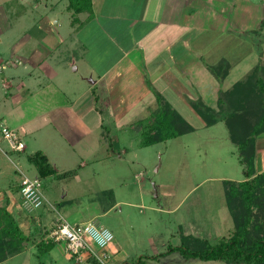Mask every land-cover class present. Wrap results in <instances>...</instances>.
<instances>
[{
	"label": "rangeland",
	"instance_id": "1",
	"mask_svg": "<svg viewBox=\"0 0 264 264\" xmlns=\"http://www.w3.org/2000/svg\"><path fill=\"white\" fill-rule=\"evenodd\" d=\"M189 1L192 16L199 8L203 20L220 19L232 30L212 34L216 44L226 38L217 49L212 46V61H232L239 80L256 65H264V0ZM69 2L0 0V115L23 114L22 119L33 115L43 102L50 103L46 99L52 89L57 90L56 102L67 101L64 90L68 81L77 84L79 80L81 84L80 76L91 64L99 71L115 58L116 49L109 48L97 31L90 30V20L77 24L79 11L70 8ZM250 4L256 7L250 8ZM187 20L185 16L182 22ZM38 28L55 38L63 36L58 50L51 52L50 46L45 47V33L41 37L35 34ZM35 48L41 49L46 61L59 71L55 80L50 81L44 74L40 77L37 69L28 74L30 65L24 56ZM74 59L78 60L79 70H74L76 64H70ZM23 81L32 87L33 95L17 93L15 87ZM86 83L77 88L78 92ZM100 101L96 102L99 108ZM183 111L195 130L149 145L143 144L141 123L145 121L140 118L144 114L113 121L103 113L104 124L97 130L95 149L80 155L78 150L70 155L71 150H66L69 145L52 137L50 127L37 135L14 128L28 144L27 152L19 154L10 150L0 129V204L16 215L24 234L36 242L48 239L61 218L71 223L90 220L107 227L114 234L110 246L113 258L108 264H136L141 255L149 256L144 264H228L188 258L179 251L152 257L180 244L183 234L207 238L212 244L221 237L228 238L234 224L223 180L245 179L244 165L224 121L206 126L195 112L190 115ZM263 145L264 139L259 146ZM38 150L48 156L55 174L41 176L27 160V154ZM68 170L72 172L66 177L59 175ZM263 170L264 159L259 158L255 171ZM23 175L42 180L49 204L32 209L24 203L20 192ZM21 245L24 250L2 264H100L88 255L76 258L65 250V241L57 242L48 252L39 251L31 241Z\"/></svg>",
	"mask_w": 264,
	"mask_h": 264
},
{
	"label": "crops",
	"instance_id": "2",
	"mask_svg": "<svg viewBox=\"0 0 264 264\" xmlns=\"http://www.w3.org/2000/svg\"><path fill=\"white\" fill-rule=\"evenodd\" d=\"M77 1L86 4H81L83 9L79 11L81 15L76 16L77 24L90 20L87 23L91 25L90 30L103 36L109 48L116 49L115 58L99 71L91 64L81 74V84L79 80L77 84L68 81L64 90L68 94L67 101L56 102L57 90L52 89L46 99L50 103L43 102L33 115L22 119L23 114H1L0 129L24 128L27 134L37 135L50 127L53 131L50 135L54 133L52 137L56 136L69 145L64 147L71 150L70 155L75 150L79 151V155L87 150L91 153L95 149L97 130L104 124L103 113H107V118L113 121L128 119L136 113L144 114L140 118L144 120L157 106L156 91L189 120L183 110L190 115L192 111L199 115L191 105L192 100L202 99L216 105L220 92L232 88L241 78L235 76L233 68L236 67L232 61L225 59L224 62L223 58L211 60L212 46L217 49L226 41V38L221 39L216 44L212 34L232 30L220 19L203 20L202 11L197 7L198 13L192 16L193 8H188L191 5L189 0H70L68 6L72 8ZM249 7L256 6L250 4ZM185 16L188 20L182 22ZM34 31L40 37L45 33L44 40L48 42L45 47L50 46L51 52L61 46L62 35L55 38L44 29ZM208 32L210 36H206ZM46 59L41 49H32L24 56V61L31 66L27 67L28 74L37 69L40 77L44 74L50 81L55 80L59 71ZM220 62L222 65L218 68ZM70 64H76L74 70H79L78 60L74 59ZM202 73L204 77L201 78L199 74ZM248 74L245 73L244 78ZM85 81V87L78 92L77 88H82ZM31 88L24 81L20 87H15L17 93L23 92L24 95H33ZM99 99L101 108L96 104ZM262 134L257 138V162L259 158L264 159V149L260 151L264 145L259 146L264 139ZM27 149L28 144L25 143L24 151L19 154L27 152ZM58 153L55 149V154ZM83 159L81 157L82 162ZM109 250L112 254L111 247Z\"/></svg>",
	"mask_w": 264,
	"mask_h": 264
},
{
	"label": "trees",
	"instance_id": "3",
	"mask_svg": "<svg viewBox=\"0 0 264 264\" xmlns=\"http://www.w3.org/2000/svg\"><path fill=\"white\" fill-rule=\"evenodd\" d=\"M81 4L77 1L72 9L82 11ZM221 65L220 62L217 67L220 68ZM229 67L228 65L227 71ZM154 93L157 106L144 119L145 122L141 123L144 145L162 142L195 130V127L160 92L154 91ZM191 105L206 126L224 121L230 140L237 146L244 165L245 179L223 180L226 204L231 213L234 228L228 238L221 237L214 244L207 238L183 234L180 244L171 245L165 252L152 257L179 251L185 257H195L206 261L264 264V170L255 171L257 138L264 133V65H256L248 76L236 81L232 88L220 92L216 105L202 99L192 100ZM16 152L20 153V151ZM27 160L36 166L41 176L56 173V168L41 150L27 154ZM71 172L72 170H69L59 175L66 177ZM31 220L36 221L34 218ZM17 221L16 215L8 210L7 206L0 204V264L7 257H12L24 250L22 243L31 241L32 245L41 252L50 251L57 243L51 238L36 242L31 235L24 234ZM148 257L147 255L139 256L136 264H144L145 258Z\"/></svg>",
	"mask_w": 264,
	"mask_h": 264
},
{
	"label": "built area",
	"instance_id": "4",
	"mask_svg": "<svg viewBox=\"0 0 264 264\" xmlns=\"http://www.w3.org/2000/svg\"><path fill=\"white\" fill-rule=\"evenodd\" d=\"M2 138L8 143L10 150L22 151L25 143L21 139L18 130L3 127L1 129ZM24 203L28 202L29 208L40 207L48 200L45 197L40 178L30 179L23 175L21 189ZM26 201V202H25ZM56 242L65 241V250L76 258L88 255L101 264H108L113 258L109 247L114 239V234L107 227L94 222L71 223L65 218H61L53 226L48 235Z\"/></svg>",
	"mask_w": 264,
	"mask_h": 264
}]
</instances>
